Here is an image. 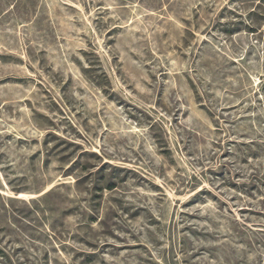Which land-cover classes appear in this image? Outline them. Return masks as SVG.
Listing matches in <instances>:
<instances>
[{"label":"rangeland","instance_id":"374dc122","mask_svg":"<svg viewBox=\"0 0 264 264\" xmlns=\"http://www.w3.org/2000/svg\"><path fill=\"white\" fill-rule=\"evenodd\" d=\"M0 264H264V0H0Z\"/></svg>","mask_w":264,"mask_h":264},{"label":"bare ground","instance_id":"6f19581e","mask_svg":"<svg viewBox=\"0 0 264 264\" xmlns=\"http://www.w3.org/2000/svg\"><path fill=\"white\" fill-rule=\"evenodd\" d=\"M21 195H19V197H20Z\"/></svg>","mask_w":264,"mask_h":264}]
</instances>
